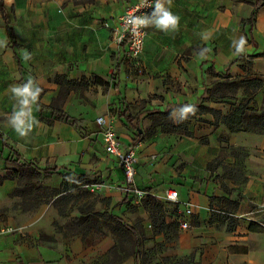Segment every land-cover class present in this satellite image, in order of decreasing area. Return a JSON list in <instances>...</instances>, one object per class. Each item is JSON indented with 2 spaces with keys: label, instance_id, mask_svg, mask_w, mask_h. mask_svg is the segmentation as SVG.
<instances>
[{
  "label": "crops",
  "instance_id": "0c3cea01",
  "mask_svg": "<svg viewBox=\"0 0 264 264\" xmlns=\"http://www.w3.org/2000/svg\"><path fill=\"white\" fill-rule=\"evenodd\" d=\"M136 1L95 0L93 4L76 5L73 0H3L18 46L14 50L9 47L0 14V226H15L14 217L1 209L7 206L16 181L1 178L6 171L18 170L4 160L8 150L2 147L3 141L40 168L61 167L76 175L101 172L110 181L113 177L115 183L123 181L116 160L103 149L102 129L96 124V119L103 117L123 149L130 148L135 132L141 135L134 147L135 184L139 189L155 196L169 189L177 191L178 201L173 204L178 216L185 203L193 206L192 213L185 217L189 230L179 233L178 240L168 245L166 256L197 255L200 264H264V232L248 230L250 223L264 228V135H227L230 145L248 153L243 161L248 181L238 187L222 178L210 185L206 182L210 176L207 165L220 156L218 138L226 134V129L220 123L213 125L210 114L187 116L186 124L177 127L181 111L199 105L205 89L220 79L215 73L228 72L234 79L245 75V67L264 75V6L255 12L250 27L248 20L254 8L247 0H155L145 17L147 35L142 52L131 60L116 37L120 16ZM158 3L178 17L174 30L162 31L153 24ZM240 37L246 42L237 54ZM117 65L120 95L112 81ZM93 76L102 79L106 87L92 84ZM22 77L33 78L42 90L38 101L45 107L58 96L64 77L77 83L85 80L87 84H77L59 105L75 124L53 120L48 109L39 110L34 104L31 116L25 118L26 126L31 123L32 129L26 136H19L9 121L21 108L12 88L22 85ZM78 88L84 95L78 96L74 111L66 102L75 98ZM119 98L127 103L133 129L117 116ZM263 100L264 89L254 97L258 109L264 110ZM206 104L222 116L228 112L224 104ZM166 111H172L176 130L162 131L158 113ZM233 161L227 157L225 163ZM137 167L146 172L144 182L138 179ZM221 185L235 192L224 195ZM237 192L241 200L232 213L212 206L232 217L211 223L209 198L232 200ZM116 193L122 196L121 201L126 197ZM129 204L140 207L131 200ZM221 204L226 207L225 201ZM43 214L40 211L24 224H17L26 231L20 229L15 235L0 238V264H96L109 250L104 240L91 244L88 239L60 238L44 226L27 228L35 218L47 222L55 216L53 211L42 218ZM178 216L168 215L166 222ZM39 232L50 239L41 238ZM228 247L246 252L232 253Z\"/></svg>",
  "mask_w": 264,
  "mask_h": 264
},
{
  "label": "trees",
  "instance_id": "16d2710c",
  "mask_svg": "<svg viewBox=\"0 0 264 264\" xmlns=\"http://www.w3.org/2000/svg\"><path fill=\"white\" fill-rule=\"evenodd\" d=\"M74 4L76 5H85V4H93L95 0H73ZM253 8L254 11L252 12L249 18V25L250 27L253 25L255 12L264 6V0H247ZM0 14L2 20L4 22V26L8 35L9 40V47L14 50L17 46V39L14 32L13 27L8 23V11L5 8L3 0H0ZM250 27L248 32H250ZM122 47H126V42L121 44ZM18 60V64H19ZM20 65V64H19ZM120 65H117L115 68V72L112 73V81H114L113 86L114 90L120 95L118 89V75L120 72ZM245 75L239 78H232L228 72L224 74H216L217 78H220L222 81L213 83L210 88L205 89L204 98L202 102L194 107H190L194 109V112L188 113V118H193L197 115L202 114H210L213 119V125H218L219 123L226 129V131L231 134H238V133H248V134H255V135H264V110L263 108L258 109L256 106V102L254 101L255 94L264 89V75L252 73L249 70H246L245 67H242ZM29 79H31L32 86L35 89H40L35 84L33 78L31 77H22V85L28 84ZM87 84L86 81L81 80L79 83L68 81L65 77L62 79V84L58 93V96L52 101V105L49 107H45L41 105L38 99L42 95V90L40 95L35 103V107L39 110H49V116L53 120L62 121V122H70L75 124L73 119H70L60 108L59 105L63 103V101L68 96L70 90L74 89V87L79 84L83 85ZM92 84L99 85L102 87H106V83L100 79L99 77H92L91 80ZM237 94H241L240 98L237 99ZM264 101V100H263ZM205 103H219L228 106V112L226 115H221L220 112L210 109ZM119 108L117 111V116L119 119L123 120V124L130 129L131 127L132 118L127 115V103L124 98H119ZM158 119L160 126L162 127L163 132H168L171 129L176 130L177 127H181V124H178L177 127H173V120H172V113L171 111H166L162 113H158ZM179 123V121H178ZM173 127V128H172ZM187 136H190L186 133ZM141 139V135L138 132L134 133V137L130 148H134L139 140ZM218 142L220 144H224L225 146L221 148V152L225 150H229V153L220 160L219 168L223 170V179L231 181L232 184L235 186H242L248 181V173L244 169L243 161L247 157L248 153L245 149L241 147H234L230 145L227 138L219 137ZM2 147L8 150L7 155L5 156L4 160L10 162L18 167L17 171H6V175L1 178V180L9 179L12 181H16L17 184L19 182V178L22 176L24 180L27 177L34 176L36 178L40 177H47L49 175L57 174L62 179L71 178L72 184L75 187L81 185L78 179L84 178L79 177L74 173H69L68 171L64 170L63 168L59 167H50L46 165L44 168H40L38 164L32 160H28L18 154L16 150L12 147L8 146L4 141L2 142ZM227 157L232 158L234 161L233 163H225ZM208 167L211 166V163L207 165ZM67 189V186L64 185V190ZM221 189L224 195H230L231 193L235 192L233 189H228L225 185H221ZM63 190V191H64ZM17 192L16 189H14ZM210 206L212 210V206L216 205L225 211L232 213L234 210L237 209L241 200V193L237 192L235 198L232 200L227 199V197L222 198H214L210 197ZM131 199L129 197H125L123 199L124 203H129ZM222 201H225V206H222ZM162 203H166L160 200H157L153 197H148L142 201L141 204H144L146 210L149 213L150 223L153 230L154 236H163L166 243H171L176 241L178 238V224L175 221L173 222H166V216L171 215L164 211V207ZM54 206L57 208V200L53 202ZM40 205L37 204L35 206ZM143 206V207H144ZM139 207V206H137ZM140 205L139 208H143ZM136 208V207H135ZM177 209V208H176ZM178 211V209H177ZM60 215L64 213L58 209ZM171 216H178V212ZM111 218L117 222V224L129 235L130 243L125 241H117V246L105 254V256L98 261L96 264H122L125 260L130 257H133L134 264H139V257L141 255V251L139 250L140 246V234L138 230L134 226H130L123 222L122 219L111 215ZM225 216L222 217L218 214H215L211 211V223L215 221H224ZM231 220V219H230ZM232 221V220H231ZM230 221V222H231ZM89 222V218L85 217V214L80 211V216L77 218L76 224L77 226H82ZM248 230L250 232H264V228L258 226L255 223H250ZM160 248V252L163 249ZM228 251L232 253H241L246 252L244 249H237L235 247H228ZM162 261L170 262L171 264H200L199 259L196 261V257L189 256V257H181V258H163ZM160 264V263H158Z\"/></svg>",
  "mask_w": 264,
  "mask_h": 264
},
{
  "label": "rangeland",
  "instance_id": "374dc122",
  "mask_svg": "<svg viewBox=\"0 0 264 264\" xmlns=\"http://www.w3.org/2000/svg\"><path fill=\"white\" fill-rule=\"evenodd\" d=\"M221 81L222 80L219 79L215 83ZM79 95H84V91L78 88L75 98L66 102L69 109L76 111V103L80 100L78 97ZM240 96L241 94H237V99H239ZM206 106L208 105L206 104ZM114 111L116 112L115 108ZM181 112L183 114L181 115L179 123L183 126L186 124L185 118L188 116V113L185 112V110ZM227 135L230 134L226 131V134L220 137L228 139ZM220 145L221 148L225 146L224 144ZM228 153L229 150L221 152L218 159L212 161L211 166H207L210 176L206 182L210 185L221 182L223 170L219 168V162L225 158ZM137 169L138 179H142L144 182L146 178L144 168L137 167ZM116 174L119 175V172H116ZM82 176L84 177L83 179H78L81 183L78 187L72 184L71 178L62 179L57 174L40 178L30 176L24 180L21 176L18 184L16 182V187L14 188L17 192H11V195L8 196L7 206L1 209V211L14 217L15 227L18 229L21 228H19L17 224H20L21 221L22 224H24L29 218H34L35 214L38 212H44L42 215L43 218L47 211H53L55 216L52 220L42 222V219L36 220L35 218L27 228L34 229L44 226L43 229L50 228L54 234L61 235L60 238L88 239L91 244L104 240V245H110L107 253L117 246V241L130 243L129 235H127L117 222L111 218V215H114L138 230L140 234L139 250L141 251L139 264H171L170 262L162 261V259L181 258L166 256L168 245L175 243L178 238L176 241L166 243L163 236H154L149 213L144 204H141L142 207L144 206L141 209L134 208L129 203L122 204L123 201L120 200L122 196H118L116 193L120 192L122 182L115 183L116 177H113V181H110L105 174L94 171L87 175L79 174V177ZM101 183H103L102 187L92 188L94 185ZM64 185L67 186L66 190H64ZM88 185L92 186L89 187ZM55 200H57V208L53 204ZM39 203L40 205L35 206ZM162 204L164 211L167 213L173 215L177 212L175 204L168 202ZM58 209L64 214L60 215ZM80 211L85 214L86 218H89V222L82 226H77L76 221L80 216ZM23 229L26 231V227H22L21 230ZM179 233H181V231H178V234ZM39 236L43 239H50V237H43L41 232H39ZM163 246L164 250L160 252V248ZM195 257L197 261L199 257H197V255H195ZM122 264H134L133 257L128 258Z\"/></svg>",
  "mask_w": 264,
  "mask_h": 264
},
{
  "label": "built area",
  "instance_id": "2783aa9c",
  "mask_svg": "<svg viewBox=\"0 0 264 264\" xmlns=\"http://www.w3.org/2000/svg\"><path fill=\"white\" fill-rule=\"evenodd\" d=\"M154 3L155 0H137L127 7L119 18L120 28L117 31L116 43L121 45L123 42H126V56L131 60L137 59L140 56L143 42L147 35L145 26H137V24L140 21L145 23V17L154 6ZM105 27L108 26L105 24ZM96 124L102 129V143L105 153L116 160L118 168L122 171L123 181L120 186V192L129 197L134 206H140L142 201L148 197H153L163 202L177 203L178 192L175 190H165L162 196H155L147 190L139 189L135 184L137 164L135 149L121 148L117 134L106 125V120L103 117H98ZM102 186L103 183L96 184L92 188ZM192 207L191 203H185L183 211L176 219L178 229L181 232H186L190 228L185 217L192 213ZM211 211L221 216L232 217L231 214L220 209L213 208ZM19 231L20 229L15 226L1 225L0 238L15 235Z\"/></svg>",
  "mask_w": 264,
  "mask_h": 264
},
{
  "label": "clouds",
  "instance_id": "9594fccd",
  "mask_svg": "<svg viewBox=\"0 0 264 264\" xmlns=\"http://www.w3.org/2000/svg\"><path fill=\"white\" fill-rule=\"evenodd\" d=\"M170 2V0H169ZM157 13L155 14V20L153 24L156 28L167 31L169 29H175L178 25V17L173 16L169 11L164 10L162 6L158 3L156 5ZM135 22V21H134ZM137 26H146L143 21H140ZM245 39L240 37L239 43L236 48L237 54L241 53L244 48ZM31 79H29L28 84L21 86H14L12 92L14 95L20 98L19 103L21 108L19 111H16L13 118L9 121V125L13 130L19 134V136H26L32 129L31 123L26 126V117L31 116V105H34L40 95L41 89H35L32 86ZM185 112L192 113L194 112L193 108H186Z\"/></svg>",
  "mask_w": 264,
  "mask_h": 264
}]
</instances>
